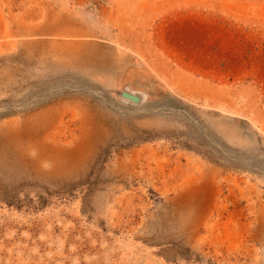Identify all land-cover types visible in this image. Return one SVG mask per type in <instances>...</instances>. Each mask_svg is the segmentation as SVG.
I'll return each instance as SVG.
<instances>
[{"label":"rangeland","instance_id":"rangeland-1","mask_svg":"<svg viewBox=\"0 0 264 264\" xmlns=\"http://www.w3.org/2000/svg\"><path fill=\"white\" fill-rule=\"evenodd\" d=\"M0 264H264V0H0Z\"/></svg>","mask_w":264,"mask_h":264},{"label":"water","instance_id":"water-1","mask_svg":"<svg viewBox=\"0 0 264 264\" xmlns=\"http://www.w3.org/2000/svg\"><path fill=\"white\" fill-rule=\"evenodd\" d=\"M122 95H124V96H126V97H128V98H130V99H133V100H137V96L136 95H133V94H131V93H128V92H122Z\"/></svg>","mask_w":264,"mask_h":264},{"label":"bare ground","instance_id":"bare-ground-1","mask_svg":"<svg viewBox=\"0 0 264 264\" xmlns=\"http://www.w3.org/2000/svg\"><path fill=\"white\" fill-rule=\"evenodd\" d=\"M131 93H133V92H131ZM134 95V94H133ZM137 100H139V99H137Z\"/></svg>","mask_w":264,"mask_h":264}]
</instances>
